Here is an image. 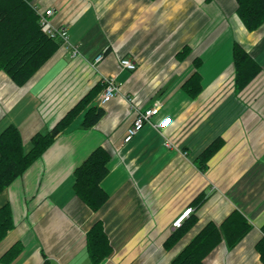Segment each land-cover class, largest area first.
Segmentation results:
<instances>
[{
    "label": "crops",
    "instance_id": "crops-1",
    "mask_svg": "<svg viewBox=\"0 0 264 264\" xmlns=\"http://www.w3.org/2000/svg\"><path fill=\"white\" fill-rule=\"evenodd\" d=\"M35 4L54 11L51 23L67 29L79 54L73 57L62 46L22 86L0 73V134L16 126L29 150L34 135L51 131L103 77L114 76L120 93L100 107L104 114L96 126L84 129V114L79 116L0 195V208L9 204L14 218L13 230L0 243V264L16 243L23 249L9 264H92L87 235L98 221L113 247L100 264H173L206 225L220 227L234 211L250 232L235 247L222 240L205 264H263L256 245L264 225V24L249 32L236 0ZM236 43L261 68L240 91ZM99 55L104 58L95 64ZM121 59L135 62L137 70L123 69ZM195 72L201 92L191 97L183 85ZM131 100L143 109L159 107V113L125 143L135 118ZM169 118L168 127H158ZM216 140L222 147L202 172L196 161ZM98 147L112 158L102 183L109 200L95 212L73 186L76 168ZM202 193L204 201L194 205ZM188 209L193 211L182 222L190 220L187 232L168 246L178 229L174 223Z\"/></svg>",
    "mask_w": 264,
    "mask_h": 264
},
{
    "label": "trees",
    "instance_id": "trees-1",
    "mask_svg": "<svg viewBox=\"0 0 264 264\" xmlns=\"http://www.w3.org/2000/svg\"><path fill=\"white\" fill-rule=\"evenodd\" d=\"M35 1L0 0V73L7 74L19 86L29 82L63 46L61 40L43 31ZM236 4L237 14L249 32L257 31L264 24V0H236ZM233 62L236 71L235 89L240 91L258 76L261 68L238 43L233 47ZM200 82L201 76L195 72L183 88L191 97H196L201 92ZM102 90L101 83L96 85L51 131L34 135L29 150L25 149L21 132L16 126H9L0 134V195L40 160L79 116L84 114L82 127L86 130L99 123L104 111L95 104V100ZM222 144V140H216L197 159L196 163L202 172L208 170L209 162L219 152ZM111 158L109 150L98 147L74 172L75 196L95 212L109 200L102 183L109 174ZM204 199L205 193H202L193 204L198 206ZM188 223L189 219L167 240L168 246L174 245L187 232L190 226ZM13 228L12 208L6 204L0 208V243ZM250 230L251 226L244 217L234 211L220 227L213 223L206 225L174 259L173 264H205L207 256L222 240L230 247H235ZM261 232L262 238L257 243L256 250L264 264V225ZM22 249L23 245L16 243L2 256L1 261L5 264L13 262ZM87 250L92 264L102 263L113 253L101 221L96 222L87 235Z\"/></svg>",
    "mask_w": 264,
    "mask_h": 264
},
{
    "label": "built area",
    "instance_id": "built-area-1",
    "mask_svg": "<svg viewBox=\"0 0 264 264\" xmlns=\"http://www.w3.org/2000/svg\"><path fill=\"white\" fill-rule=\"evenodd\" d=\"M38 10V13L40 15V23L42 26L43 31L50 35L51 37L57 38L61 40L62 45L65 46L67 49H69L72 53L73 57H76L79 54V51L77 48L71 46L69 39H68V32L66 28H57L51 23V17L54 14L53 10H47V11H41L39 7H36ZM104 56L99 55L96 60L95 64L101 62L103 60ZM120 65L123 69L129 70V71H136L137 65L135 62L129 59H121ZM102 85L104 87L101 95L98 98V106L103 107L106 104H108L110 101H112L115 97L118 96L120 93L119 86L116 83L114 76H105L102 78ZM131 109L134 112L135 118L132 125L128 128L127 134L125 137V143H129L139 132L143 130L146 124L150 123V120L158 115L159 113V107H154L150 109H143L141 107L135 106L132 104V100L130 101ZM171 123V119H166L164 122H162L160 125H158L159 128H166ZM193 209H188L182 217H180L175 223V228H180L182 223L180 222L181 219L185 215H189Z\"/></svg>",
    "mask_w": 264,
    "mask_h": 264
},
{
    "label": "rangeland",
    "instance_id": "rangeland-1",
    "mask_svg": "<svg viewBox=\"0 0 264 264\" xmlns=\"http://www.w3.org/2000/svg\"><path fill=\"white\" fill-rule=\"evenodd\" d=\"M27 150V149H26Z\"/></svg>",
    "mask_w": 264,
    "mask_h": 264
}]
</instances>
